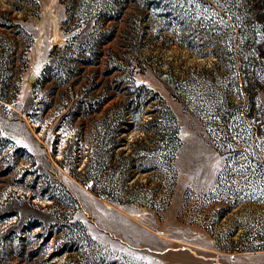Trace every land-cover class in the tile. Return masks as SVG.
I'll return each instance as SVG.
<instances>
[{
	"label": "rangeland",
	"instance_id": "obj_1",
	"mask_svg": "<svg viewBox=\"0 0 264 264\" xmlns=\"http://www.w3.org/2000/svg\"><path fill=\"white\" fill-rule=\"evenodd\" d=\"M254 29L242 0H0V264H264ZM146 227L187 249L108 234Z\"/></svg>",
	"mask_w": 264,
	"mask_h": 264
},
{
	"label": "trees",
	"instance_id": "obj_2",
	"mask_svg": "<svg viewBox=\"0 0 264 264\" xmlns=\"http://www.w3.org/2000/svg\"><path fill=\"white\" fill-rule=\"evenodd\" d=\"M242 5L248 22L258 26V29L247 34L251 47L249 56L251 69L246 73L245 83L255 91L264 90V0H242Z\"/></svg>",
	"mask_w": 264,
	"mask_h": 264
},
{
	"label": "crops",
	"instance_id": "obj_3",
	"mask_svg": "<svg viewBox=\"0 0 264 264\" xmlns=\"http://www.w3.org/2000/svg\"><path fill=\"white\" fill-rule=\"evenodd\" d=\"M148 230L152 232V239L146 237V241L140 246H132V243L127 238H123L116 234V232L109 231L108 234L111 236L113 240H116V242H120L124 245V247H130L131 250L135 249L139 252H151L155 254H160L163 256V254H168V252H182L183 250L187 249L186 247H180V246H173L169 242V238L160 233L159 231H156L152 228L146 227ZM168 264V263H167Z\"/></svg>",
	"mask_w": 264,
	"mask_h": 264
}]
</instances>
